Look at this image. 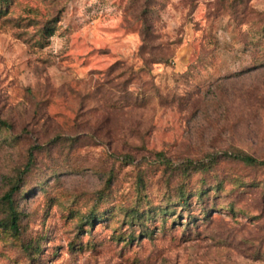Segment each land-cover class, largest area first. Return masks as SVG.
<instances>
[{
    "label": "rangeland",
    "instance_id": "1",
    "mask_svg": "<svg viewBox=\"0 0 264 264\" xmlns=\"http://www.w3.org/2000/svg\"><path fill=\"white\" fill-rule=\"evenodd\" d=\"M233 151L264 158V0H0V264H264Z\"/></svg>",
    "mask_w": 264,
    "mask_h": 264
},
{
    "label": "trees",
    "instance_id": "2",
    "mask_svg": "<svg viewBox=\"0 0 264 264\" xmlns=\"http://www.w3.org/2000/svg\"><path fill=\"white\" fill-rule=\"evenodd\" d=\"M229 155H233L236 158L241 159L242 161L252 164V165H264V158H258L252 154L245 153V152H231L227 153ZM155 156L157 159H161L163 163L171 167V160L167 158L162 151L155 152ZM198 161H195L194 159H188L186 160L185 164L183 165V170L186 171L187 169L198 165ZM18 190V181H15L2 195H0V201L7 204V206L10 209V216L8 219V225L9 227L14 231H19V223H18V212L14 205V193Z\"/></svg>",
    "mask_w": 264,
    "mask_h": 264
}]
</instances>
